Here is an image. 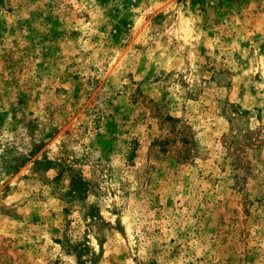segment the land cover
I'll list each match as a JSON object with an SVG mask.
<instances>
[{"label": "rangeland", "instance_id": "1", "mask_svg": "<svg viewBox=\"0 0 264 264\" xmlns=\"http://www.w3.org/2000/svg\"><path fill=\"white\" fill-rule=\"evenodd\" d=\"M0 264H264V0H0Z\"/></svg>", "mask_w": 264, "mask_h": 264}]
</instances>
